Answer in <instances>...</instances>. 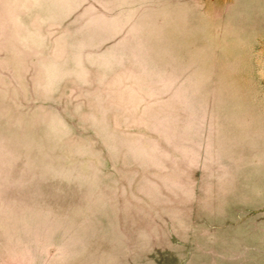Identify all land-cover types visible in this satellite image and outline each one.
<instances>
[{
  "label": "rangeland",
  "instance_id": "1",
  "mask_svg": "<svg viewBox=\"0 0 264 264\" xmlns=\"http://www.w3.org/2000/svg\"><path fill=\"white\" fill-rule=\"evenodd\" d=\"M0 264H264V0H0Z\"/></svg>",
  "mask_w": 264,
  "mask_h": 264
}]
</instances>
